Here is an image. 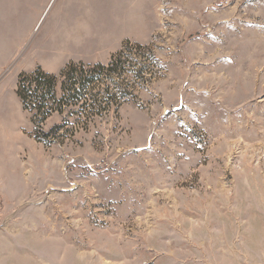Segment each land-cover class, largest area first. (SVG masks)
Instances as JSON below:
<instances>
[{
	"label": "rangeland",
	"instance_id": "obj_1",
	"mask_svg": "<svg viewBox=\"0 0 264 264\" xmlns=\"http://www.w3.org/2000/svg\"><path fill=\"white\" fill-rule=\"evenodd\" d=\"M60 1L0 0V264H264V0H124L158 76L41 142L15 88Z\"/></svg>",
	"mask_w": 264,
	"mask_h": 264
},
{
	"label": "trees",
	"instance_id": "obj_2",
	"mask_svg": "<svg viewBox=\"0 0 264 264\" xmlns=\"http://www.w3.org/2000/svg\"><path fill=\"white\" fill-rule=\"evenodd\" d=\"M161 63L150 44L124 40L105 63L69 61L57 73L35 67L17 76L15 94L28 113L36 141L63 142L111 119L136 102L139 91L154 80ZM51 117L56 120L44 129Z\"/></svg>",
	"mask_w": 264,
	"mask_h": 264
},
{
	"label": "crops",
	"instance_id": "obj_3",
	"mask_svg": "<svg viewBox=\"0 0 264 264\" xmlns=\"http://www.w3.org/2000/svg\"><path fill=\"white\" fill-rule=\"evenodd\" d=\"M123 2L124 0H61L52 15L45 37L36 46V55L45 58L48 63L43 66V70L57 73L69 61L105 63L125 37L145 42L148 30L134 17L132 22H135V27L145 30L144 36L123 32ZM12 11L13 14L24 17L27 9L20 7L19 10L14 8ZM7 42L6 37L0 38V54L7 48ZM29 71L31 69H26V72ZM2 162L0 156V168L5 169L6 165ZM20 182L24 188L29 185L27 179L22 178ZM1 185L4 187L0 176ZM1 190L6 191L0 189V193ZM6 196L10 197L9 193Z\"/></svg>",
	"mask_w": 264,
	"mask_h": 264
}]
</instances>
